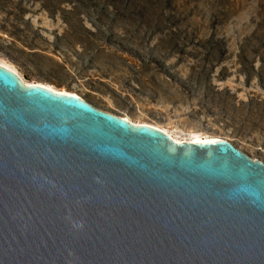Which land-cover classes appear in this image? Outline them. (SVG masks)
<instances>
[{
    "label": "water",
    "instance_id": "1",
    "mask_svg": "<svg viewBox=\"0 0 264 264\" xmlns=\"http://www.w3.org/2000/svg\"><path fill=\"white\" fill-rule=\"evenodd\" d=\"M0 264H264V164L0 66Z\"/></svg>",
    "mask_w": 264,
    "mask_h": 264
},
{
    "label": "rangeland",
    "instance_id": "2",
    "mask_svg": "<svg viewBox=\"0 0 264 264\" xmlns=\"http://www.w3.org/2000/svg\"><path fill=\"white\" fill-rule=\"evenodd\" d=\"M0 61L264 164V0H0Z\"/></svg>",
    "mask_w": 264,
    "mask_h": 264
},
{
    "label": "bare ground",
    "instance_id": "3",
    "mask_svg": "<svg viewBox=\"0 0 264 264\" xmlns=\"http://www.w3.org/2000/svg\"><path fill=\"white\" fill-rule=\"evenodd\" d=\"M0 66L5 68V69H8V70L14 72L15 74H17L23 80V77L12 66L8 65L5 62H1V61H0ZM29 84L43 86V87L49 88V89H51L53 91H56V92H59V93L74 94V93H68V92L63 91V90H57V89H55V88H53V87H51L49 85H45V84H40V83H29ZM74 95H76V94H74ZM78 97H80V96H78ZM124 119L127 120L128 122L136 125V126H148V127L154 128L156 130H159V131L163 132L164 134L168 135L172 140H174L178 144H188V143H190V144H214V143H217V142H220V141H224L223 139H219V138H208V137L202 138L201 136L195 135V134H189V135H182L181 134L180 135L178 133H173V132L171 133V132H169L167 130H164V129H161V128H158V127H155V126H152V125L136 124V123L132 122L128 117H124Z\"/></svg>",
    "mask_w": 264,
    "mask_h": 264
}]
</instances>
